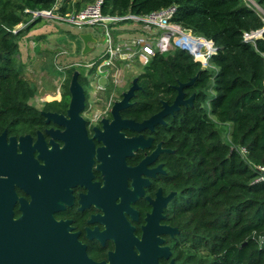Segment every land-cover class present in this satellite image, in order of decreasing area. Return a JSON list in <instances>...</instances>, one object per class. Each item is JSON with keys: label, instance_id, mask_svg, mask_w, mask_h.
Returning a JSON list of instances; mask_svg holds the SVG:
<instances>
[{"label": "trees", "instance_id": "1", "mask_svg": "<svg viewBox=\"0 0 264 264\" xmlns=\"http://www.w3.org/2000/svg\"><path fill=\"white\" fill-rule=\"evenodd\" d=\"M264 5V0H255ZM173 6L170 21L211 42L206 66L185 50L154 52L135 75L138 88L120 116L141 121L171 103L175 86L192 96L156 127L155 139L165 175L163 187L174 195L164 210V223L176 229L168 238L177 264H264V180L240 157L243 147L252 164L264 165V31L245 34L264 23L242 0H101L102 15H145ZM72 0H0V132H28L41 115L28 103L33 89L16 57L17 41L41 16L25 27L23 17L49 11H78ZM194 52L199 42L190 39ZM82 86L87 79L77 72ZM68 84L58 101L43 110L65 107ZM228 127V128H227ZM226 128L227 140L222 139Z\"/></svg>", "mask_w": 264, "mask_h": 264}, {"label": "water", "instance_id": "2", "mask_svg": "<svg viewBox=\"0 0 264 264\" xmlns=\"http://www.w3.org/2000/svg\"><path fill=\"white\" fill-rule=\"evenodd\" d=\"M42 15L41 12L34 13V16ZM263 31L264 25L252 32L251 35L252 37H257ZM78 38L82 44L80 53L84 55L91 50L90 44L94 43L95 39L89 32L79 33ZM201 39L203 38L201 37ZM76 77L77 72L74 71L68 84L69 97L66 116L69 117V121L64 120L63 116L52 112H40L46 120H52L58 124H67L68 122L69 124L70 122L71 124H77V129L73 130L77 134V138L73 137L72 132L68 138L69 149L74 150H77V147L79 148L77 141L80 140L87 147L90 146L89 140L86 139L82 129V120L79 116V112L83 107L84 93ZM189 83L190 81L177 84L175 86L176 94L172 102L167 104L166 101L160 100V110L141 122L121 119L118 113L119 110L129 104L133 91L138 88L135 78L131 80L130 86L121 93V97L113 102L110 109L112 120L108 124L103 121V131L96 132V136L104 144V147L98 149L99 160H101L99 168L105 174L103 187L99 191V203H102L101 206L106 210L107 205L102 196H106L109 192H113V195H115V191L117 193L120 188L124 192L118 205L111 203L113 208H117V211L114 214L112 225L110 227L106 226L107 231L105 233L110 231L114 241V251L108 254V263L91 262L86 259L84 252L68 235V243L64 244L66 249H61L59 241L55 242L59 249H52V251L59 252L63 250L64 253L70 254L68 264H161L158 262L159 258L168 259L165 264H177L172 258H169V248L166 245H161L163 239L160 237L163 234L173 235L176 233V229L158 223L162 218L161 209L170 199L171 193L163 198L157 196L154 201H150L152 208L144 219L145 224L141 227L140 239L132 235V227L121 216V209L126 213L133 214L128 202L133 201L135 196L134 192L124 190V178L120 176L132 178V186L135 190L134 182L138 181L136 175L139 172H143L142 167L151 162L156 154L163 150L157 144L155 149L140 161L137 166L125 167L123 157L130 156L131 150H135L138 147L149 146L151 138L143 139L141 135L124 138L118 131L120 129H128L139 132L145 128L152 130L155 124L163 122L165 115L176 111L179 106L191 104L192 96L184 98L182 91ZM28 140V136L18 139L21 152L17 154L15 151V139L9 137L8 143H5V133L2 132L0 134V264H48L52 260L49 257L51 255L50 250L47 247L49 246L48 239H57L64 236L53 231L47 233V230L51 228L47 223L52 222L50 213L57 206L49 196L45 177L49 171L46 166V158L42 156L45 166H38L37 162L31 157V148L29 146L26 150L21 148L22 143H27ZM35 172L39 173L41 180L37 179ZM146 173L149 174V171ZM142 181L144 182V180ZM14 187L22 189L30 196V200L26 201L21 197L18 198ZM113 187L117 189L115 190ZM137 193L138 195L141 194V192ZM16 202L18 203V211L21 213V217L13 220L11 217L12 209Z\"/></svg>", "mask_w": 264, "mask_h": 264}, {"label": "flooded vegetation", "instance_id": "3", "mask_svg": "<svg viewBox=\"0 0 264 264\" xmlns=\"http://www.w3.org/2000/svg\"><path fill=\"white\" fill-rule=\"evenodd\" d=\"M133 78H135V76ZM103 89H105V87ZM183 96L184 98L188 97L185 96V94ZM113 102L114 101L107 103V111L104 116H101L95 114V112L89 107L86 108L85 102L83 101V107L79 112V116L82 120V129L84 130L86 139L89 140L90 146L87 147L86 144L80 140L77 141L79 146V148L77 147V150L69 149L70 143H68V138L71 136V132L73 137L75 136L77 138V134L73 132V130L77 129V124H71V122L70 124L69 122L67 124H58L52 120H46L41 114L40 122L31 127L28 132L15 135L7 134L5 130L0 132V134L2 132L5 133V143H8L9 137H13L15 139V151L17 154L21 152L18 139L20 137L28 136V142L22 143L21 148L22 150H26L28 146L31 148V157L37 162L38 166H45L42 156L46 158V166L49 171L45 177L47 187L49 189V196L52 198V202H54L57 206V208L50 213L52 222L47 223L51 226V228L47 230V233L53 231L64 235L57 239L54 238L55 240L52 238L48 239L49 246L47 247L51 254L49 257L52 259L48 262V264H68V258L71 256L70 254L64 253L63 250L60 252L55 250L52 251V249H59V246L55 245V242L58 241L61 243V249H66V245L64 244L68 243V235H70L78 244L80 249L84 252L86 259L91 262L108 263V254L114 251V241L110 231L105 233L107 231L106 226L110 227L112 225L114 214L117 211V208H113L112 204L118 205L124 192L123 189L120 188L117 190V193L115 191V195H113V192H109L106 196H102L107 205L106 210H104L101 206L102 203H99V191L103 187L105 174L102 173L99 168L101 160H99L98 149L104 147V144L96 136V132L103 131V121L108 124L112 120L110 109ZM67 105L68 101L64 108L51 107L43 110V107H41L38 111L39 113L41 111L52 112L63 116L64 120L69 121V117L66 116ZM121 110L118 111L119 116ZM170 114L171 113L167 115ZM164 117L163 122L155 124L152 127V130L145 128L139 132L130 131L128 129H120L118 131L124 138H130L137 135H141L143 139L148 137L151 138L149 146L143 148L138 147L135 150H131L130 156L123 157V164L125 167L131 168L137 166L140 161H142L155 149L157 144H159L160 149L163 150L159 151L151 162L142 167V171L144 173L139 172L136 175V179H138V181L134 182L136 187L135 190L132 186V178L120 176L124 178V190L134 192L135 196L133 201L128 202V206L133 211V214L131 215L130 213H126L123 209H121V216L125 219L128 225L132 227L131 233L137 239H140L141 227L145 224L144 219L151 211L152 206L150 201H154L157 196L159 198H163L171 193L170 199L161 209L162 218L158 222L161 225H168L163 221L164 210L172 199L174 192L165 190L163 187V177L165 175V171L162 163L159 161V154L165 152L164 150L166 148L162 146L160 140L155 139L156 127L164 123ZM120 118L130 119L123 118L121 116ZM107 156H109V154H107ZM147 171H149V174L146 173ZM35 175L37 179L41 180L38 172H35ZM142 180H144V182ZM113 188L115 190L117 189L116 187ZM14 191L18 198L21 197L26 201L30 200V196L22 189L14 187ZM137 192H141V194L138 195ZM11 217L13 220H17L21 217V213L18 211L17 202L13 206ZM173 235H160L163 239V243L161 245H166L169 248V258L172 257L168 238ZM167 261L168 259H158V262L161 264H165Z\"/></svg>", "mask_w": 264, "mask_h": 264}, {"label": "rangeland", "instance_id": "4", "mask_svg": "<svg viewBox=\"0 0 264 264\" xmlns=\"http://www.w3.org/2000/svg\"><path fill=\"white\" fill-rule=\"evenodd\" d=\"M75 1H79L78 11L93 2V0ZM242 1L254 9L264 23V5L257 4L255 0ZM70 12H77V10L73 11L71 8L67 14ZM34 17V14L29 17L24 16L23 23L17 27H25ZM134 23L129 20L119 22L121 29L115 32L114 38L120 41L138 35L141 30L139 24ZM83 32H89L95 39V42L90 44L91 50L84 55L80 53L82 44L78 38V34ZM100 41L101 34L91 26H76L54 17L42 15L41 19L31 25L26 34L17 41L16 57L22 64V75L33 89L28 103L39 109L45 102L58 100L62 86L65 83L69 84L71 74L74 71L84 74L81 64L96 62L103 49V44ZM200 49L203 54H206V47L201 46ZM142 66L138 53L136 50H132V57L129 61L119 65L118 73L113 80L103 81L105 89L102 91L94 90L90 84L92 81L90 82V79L86 78L87 83L81 86L85 94L86 108L89 107L95 114L104 116L107 111V103L120 98L121 93L128 88L130 80L140 72ZM221 136L226 140V128Z\"/></svg>", "mask_w": 264, "mask_h": 264}, {"label": "built area", "instance_id": "5", "mask_svg": "<svg viewBox=\"0 0 264 264\" xmlns=\"http://www.w3.org/2000/svg\"><path fill=\"white\" fill-rule=\"evenodd\" d=\"M100 5L101 0H93L92 3L85 5L81 10L65 13L64 15H59L53 10L41 11L43 16L54 17L76 26H91L101 34L100 42L103 44V49L98 55L96 62H84L81 64L84 68V74L82 75L90 79V82L92 81L90 84L94 90H102L104 88V80H113L118 73L119 65L122 62L129 61L132 57V50H136L139 61L143 66L148 63L154 52L166 53L173 48L185 49L193 60L198 61L201 66H206L207 58L213 52L210 41L204 38L201 39V37L193 34L191 36L188 30L180 28L169 20L173 13V6L145 15L128 14L115 16L102 15ZM125 20L139 24L141 32L135 37L118 41L114 38V35L116 31L121 29L119 22ZM251 34H245L244 37H252ZM185 36L208 42L209 47H206V54H203L200 48L196 53L190 50L188 44L182 39ZM237 151L240 157L255 172L252 181H263L264 165L250 163L247 159V152L243 147H238Z\"/></svg>", "mask_w": 264, "mask_h": 264}, {"label": "bare ground", "instance_id": "6", "mask_svg": "<svg viewBox=\"0 0 264 264\" xmlns=\"http://www.w3.org/2000/svg\"><path fill=\"white\" fill-rule=\"evenodd\" d=\"M183 39V41H185L187 44H188V46H189V48H190V50H192V48L190 47V38L189 37H187V36H185V37H183L182 38ZM196 41H198L199 42V48L201 47V46H204V47H209V43L208 42H205V41H203V40H198V39H195ZM193 51V50H192ZM194 52V51H193ZM194 53H196V52H194Z\"/></svg>", "mask_w": 264, "mask_h": 264}, {"label": "crops", "instance_id": "7", "mask_svg": "<svg viewBox=\"0 0 264 264\" xmlns=\"http://www.w3.org/2000/svg\"><path fill=\"white\" fill-rule=\"evenodd\" d=\"M141 71V70H140ZM228 128V127H227ZM226 140H227V135H226Z\"/></svg>", "mask_w": 264, "mask_h": 264}]
</instances>
